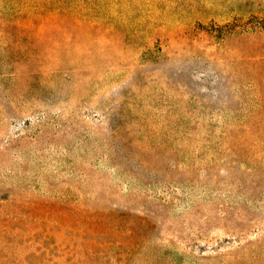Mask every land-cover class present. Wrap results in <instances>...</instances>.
Listing matches in <instances>:
<instances>
[{"label": "rangeland", "instance_id": "obj_1", "mask_svg": "<svg viewBox=\"0 0 264 264\" xmlns=\"http://www.w3.org/2000/svg\"><path fill=\"white\" fill-rule=\"evenodd\" d=\"M0 264H264V0H0Z\"/></svg>", "mask_w": 264, "mask_h": 264}]
</instances>
